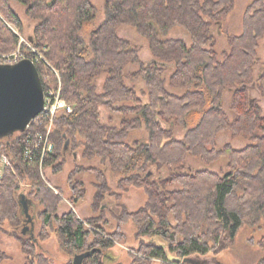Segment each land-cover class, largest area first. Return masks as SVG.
Returning <instances> with one entry per match:
<instances>
[{"label": "trees", "instance_id": "1", "mask_svg": "<svg viewBox=\"0 0 264 264\" xmlns=\"http://www.w3.org/2000/svg\"><path fill=\"white\" fill-rule=\"evenodd\" d=\"M10 1L0 0V49L5 52L13 51L19 44L8 23L22 30L20 17L10 7ZM16 1L26 5L27 14L39 21L34 43L48 48L45 55L62 76V97L73 105L71 113L55 117L51 136L55 148L44 156V166L52 165L55 173L60 172V158L65 150L76 149L81 143L85 145V157L107 159L112 169L122 174L120 186H145L149 196L135 212L121 206L117 213L120 222L134 221L138 236H160L167 241L169 251L179 257L175 262L181 259L183 264H189L186 259L194 254L218 252L235 239L241 226H255L264 220V113L248 88L254 83L264 93V62L261 75L253 78L259 61L258 42L264 34V0H253L246 7L243 33L230 37L231 48L222 61L213 48L211 24L223 21L235 0H105V19L92 31L89 45L79 32L96 16L92 0ZM124 23L136 26L149 39L153 58L159 63L145 64L138 50L117 35L118 26ZM173 25L189 30L191 46L180 39L159 38L160 30L166 32ZM32 56L33 53L26 54L27 59ZM169 62L174 66L170 85L185 89L182 95L171 93L166 87L163 73ZM130 63L139 65L132 78L141 74L146 80V103L135 87L125 82L124 69ZM36 66L47 91L51 86L45 76L51 73L50 69L44 62ZM103 73L108 77L104 91L98 93L95 80ZM227 89L233 93L232 120L223 108ZM102 108L123 116L121 128L107 126L100 119ZM172 121L188 128L184 138L173 137L166 126ZM142 124L149 130L148 142L129 144V134ZM225 130L246 137L251 143L240 149L230 144L216 148V136ZM28 133L25 129L0 138V159L5 155L11 163L3 168L4 176L0 178V227L5 221L20 225L25 218L20 203L25 194L28 200L43 204L42 234L47 227H54L63 249L71 253L93 251L83 264H104V250L113 246V239L121 238L120 233L114 231L110 237L105 236L104 228L98 224L102 216L86 221L90 229L74 210L57 214L61 197L45 186L38 166L29 168L31 162L25 157ZM188 155L207 162L227 156L228 173L221 176L208 169L184 171ZM39 160L41 155L35 154L34 162ZM150 164L167 166L172 173L157 181L150 179ZM12 170L35 187L19 192ZM80 170L69 177L74 202L84 196V188L76 180ZM93 171L102 187L103 173ZM173 184L181 188L169 190ZM11 234L22 243L27 255L25 264H55L36 250L32 237L18 236L16 229ZM261 246L264 249V237ZM136 252L131 264H151L154 259L170 264L167 249L154 241L142 240ZM6 258L0 249V264Z\"/></svg>", "mask_w": 264, "mask_h": 264}, {"label": "rangeland", "instance_id": "2", "mask_svg": "<svg viewBox=\"0 0 264 264\" xmlns=\"http://www.w3.org/2000/svg\"><path fill=\"white\" fill-rule=\"evenodd\" d=\"M253 0H235L234 7L230 11L223 21L219 23L213 22L211 24L212 42H214V50L217 53L218 60L222 61L224 54L230 51L229 39L233 35H241L244 30L243 16L246 7ZM96 7V16L94 19L86 23V25L80 30L79 35L84 39L87 45L91 41V33L97 29L105 19V0H92ZM10 7L18 14L22 22V30H19L12 23H8L11 30L17 34L19 38V44L17 48L11 52H5L0 49V56H10L11 58L26 56L27 53H40L46 61L44 63L49 67L50 74L49 82L51 87L61 88L63 87V81L60 71L54 64L46 57L48 48L37 47L34 43L36 27L39 21L36 18H32L27 14V6L22 3L11 0L9 2ZM117 35L129 41L130 45L138 50L140 59L145 64L158 63L154 62L152 50L150 47L149 39L139 31L134 25L121 24L118 26ZM159 38L162 40L168 39H180L185 41L188 46L192 45V35L185 27L180 25H173L168 31H159ZM27 47L24 49L23 47ZM209 47V46H208ZM34 56V55H33ZM258 62L254 67V80L263 72L264 62V34L259 39L257 49ZM32 59V58H31ZM36 64V63H35ZM163 77L166 80V87L169 92L182 95L186 92L185 89L176 88L170 85L169 78L174 71V66L171 62L164 65ZM139 70V65L130 63L128 64L124 72L125 82L128 86H133L142 97V100L146 103L148 100L147 95V83L141 74H138L135 79L132 78V73ZM108 75L103 73L95 80V88L98 93L104 91V84ZM53 78V80H52ZM52 81V82H51ZM250 96L255 99L261 106L264 113V93L257 89L254 83L248 85ZM46 92V91H45ZM232 90L227 89L223 96V108L226 111L229 118L232 120L235 116L232 108ZM100 119L106 123L107 126L121 128L123 116L118 112H112L105 108L100 111ZM129 117V116H128ZM171 129L172 135L176 139L184 138L188 128L177 125L176 123L168 122L166 126ZM149 130L145 124H142L139 128L134 129L128 136L127 142L131 145L136 143L146 144L149 140ZM77 140L84 141L81 137ZM251 143L250 139L243 136H234L229 130L220 132L215 139V147L221 149L227 144L232 145L236 149L245 147ZM84 144L76 149L67 148L60 159L63 160V165L60 172L55 173L54 167L51 165L44 166V162L31 163L29 168H35L38 166V173L44 181L45 186L51 189L54 193L61 197V204L58 207L57 214L74 210L76 215L85 222L86 226L91 229V226L86 223L90 218L101 217L99 226L103 227L105 236L110 237V233L118 231L121 235L119 240L113 239V246L104 250V256L102 261L104 264H131L133 261V255L137 256V248L140 246V242L154 241L157 244L164 246L168 251V257L170 264H183L175 262L179 260V257L169 251L168 243L160 236L148 237L138 236L137 225L134 221L128 220L126 222H120L117 215L120 212L121 206L125 207L130 212H135L143 207L148 201L147 188L145 186L138 185H125L120 186L119 180L122 174L114 171L110 166L107 159L100 156L85 157L84 156ZM10 161V160H9ZM2 163V162H0ZM7 166L2 163L0 170V178L4 176L3 168ZM81 169L77 172L76 180L81 182L84 188V196L79 201L74 202L72 200V190L70 188L69 177L73 171ZM150 179L159 180L167 178L171 173L167 166H159L150 164ZM100 170L103 173L104 185L99 186L101 182L98 179V175L93 171ZM199 169H208L221 176L228 173V157L220 156L214 161L207 162L200 157L194 155H188L185 161L184 171L194 172ZM13 171V170H12ZM16 176V185L19 192H27L29 188H34L36 184L21 178L17 171H13ZM179 184H173L168 187L169 190L180 189ZM33 199V198H32ZM29 213L32 217V222H26V216L18 227L12 225L9 221L3 223V228L0 227V249L3 250L7 258L4 259L1 264H25L27 261V255L24 253L21 241L16 238L11 231L16 229L18 236L23 238L32 237L36 242V250L48 255L55 264H73L74 256L80 252L71 253L68 250L62 248L58 235L55 232L54 227H47L42 234V219L40 218V212L42 211L43 204L36 199L28 201ZM173 218V216H171ZM174 220V219H173ZM172 220V221H173ZM100 221V220H98ZM174 223V221H173ZM28 226L26 233L22 231ZM264 237V220L258 225L252 226L244 224L237 232V235L233 241L225 243V247L218 252L212 250L208 254H194L191 256L194 262L189 264H264L262 262L264 258V249L261 246V240ZM92 237H90V240ZM85 264H88L85 262ZM151 264H164L159 259H154Z\"/></svg>", "mask_w": 264, "mask_h": 264}, {"label": "water", "instance_id": "3", "mask_svg": "<svg viewBox=\"0 0 264 264\" xmlns=\"http://www.w3.org/2000/svg\"><path fill=\"white\" fill-rule=\"evenodd\" d=\"M154 62L159 63L156 59ZM44 102V87L38 68L32 60L22 59L14 64H0V138L24 131L29 122L42 111ZM28 201L25 194H22L20 203L27 223L32 222ZM27 229L28 226L22 232L25 234ZM92 253L93 251H87L76 254L73 263L83 264L84 259ZM186 261L194 262L191 257Z\"/></svg>", "mask_w": 264, "mask_h": 264}, {"label": "built area", "instance_id": "4", "mask_svg": "<svg viewBox=\"0 0 264 264\" xmlns=\"http://www.w3.org/2000/svg\"><path fill=\"white\" fill-rule=\"evenodd\" d=\"M32 56L34 63L44 62L45 58L40 53H35ZM22 59H27L26 56L11 58L10 56H0V64H14ZM46 63V62H45ZM46 80L49 79V75L45 76ZM51 86V85H50ZM73 111V105L67 102L62 97L61 88L49 87L45 92V102L42 111L39 113V117L32 119L27 125L26 130L29 131L25 138L26 150L25 157L31 163H34L35 154L41 155L40 163H43V158L46 154H52L55 145L52 141L53 123L55 117L59 113H71ZM4 165L10 166L11 163L7 156L3 155L0 159ZM1 163V164H2Z\"/></svg>", "mask_w": 264, "mask_h": 264}, {"label": "crops", "instance_id": "5", "mask_svg": "<svg viewBox=\"0 0 264 264\" xmlns=\"http://www.w3.org/2000/svg\"><path fill=\"white\" fill-rule=\"evenodd\" d=\"M2 173V169L0 170V174Z\"/></svg>", "mask_w": 264, "mask_h": 264}]
</instances>
